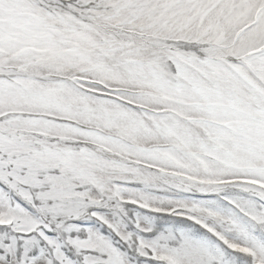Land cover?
Returning a JSON list of instances; mask_svg holds the SVG:
<instances>
[{
    "label": "snow or ice",
    "instance_id": "obj_1",
    "mask_svg": "<svg viewBox=\"0 0 264 264\" xmlns=\"http://www.w3.org/2000/svg\"><path fill=\"white\" fill-rule=\"evenodd\" d=\"M0 264H264V0H0Z\"/></svg>",
    "mask_w": 264,
    "mask_h": 264
}]
</instances>
